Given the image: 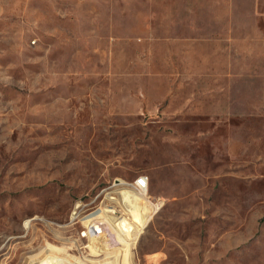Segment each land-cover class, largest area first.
Instances as JSON below:
<instances>
[{
	"label": "rangeland",
	"instance_id": "374dc122",
	"mask_svg": "<svg viewBox=\"0 0 264 264\" xmlns=\"http://www.w3.org/2000/svg\"><path fill=\"white\" fill-rule=\"evenodd\" d=\"M92 214L264 264V0H0V264H102Z\"/></svg>",
	"mask_w": 264,
	"mask_h": 264
},
{
	"label": "bare ground",
	"instance_id": "6f19581e",
	"mask_svg": "<svg viewBox=\"0 0 264 264\" xmlns=\"http://www.w3.org/2000/svg\"><path fill=\"white\" fill-rule=\"evenodd\" d=\"M105 215V219H101L96 214L84 217V221H86V223L90 225L89 222H92L96 226L94 234L95 248H101L102 243H105V247L122 243L121 246L117 247L118 250L115 249L116 253H114V255L112 254L111 256L100 259L102 264H131V248L135 244L137 231L133 229V227H131L124 219H116L108 216L107 214ZM108 238H110V240H108ZM112 252H114V250ZM112 256L115 257L113 260H107ZM42 257L43 258L39 261V263L42 262L41 264H67V262L65 263L62 260L63 258L59 261H50L49 252ZM82 259L84 263L89 258L87 259L83 257Z\"/></svg>",
	"mask_w": 264,
	"mask_h": 264
},
{
	"label": "built area",
	"instance_id": "2783aa9c",
	"mask_svg": "<svg viewBox=\"0 0 264 264\" xmlns=\"http://www.w3.org/2000/svg\"><path fill=\"white\" fill-rule=\"evenodd\" d=\"M117 182H115L116 184ZM119 183V181H118ZM134 186L136 187V189H138L139 191L141 190H148V187H149V176L148 175H145V174H142V175H139L135 181H134ZM79 216V212L78 211H75L73 213V218H77Z\"/></svg>",
	"mask_w": 264,
	"mask_h": 264
}]
</instances>
